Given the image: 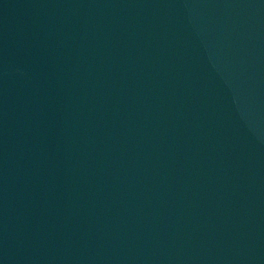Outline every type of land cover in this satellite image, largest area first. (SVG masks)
<instances>
[{"label": "water", "instance_id": "95a60500", "mask_svg": "<svg viewBox=\"0 0 264 264\" xmlns=\"http://www.w3.org/2000/svg\"><path fill=\"white\" fill-rule=\"evenodd\" d=\"M0 264H264V0H0Z\"/></svg>", "mask_w": 264, "mask_h": 264}]
</instances>
